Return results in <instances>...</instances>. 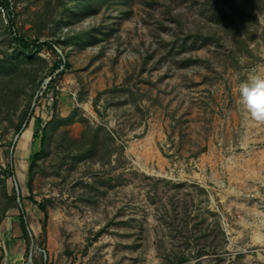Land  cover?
I'll return each instance as SVG.
<instances>
[{"label": "rangeland", "instance_id": "obj_1", "mask_svg": "<svg viewBox=\"0 0 264 264\" xmlns=\"http://www.w3.org/2000/svg\"><path fill=\"white\" fill-rule=\"evenodd\" d=\"M67 1L7 0L11 22L0 0V232L23 208L25 264H264V123L239 103L264 0H128L58 25Z\"/></svg>", "mask_w": 264, "mask_h": 264}, {"label": "trees", "instance_id": "obj_2", "mask_svg": "<svg viewBox=\"0 0 264 264\" xmlns=\"http://www.w3.org/2000/svg\"><path fill=\"white\" fill-rule=\"evenodd\" d=\"M127 2L128 0H113L111 2V0H68L66 3H63L62 8L60 10L59 15L56 17L58 18L56 21V23L58 25L60 24H66V25H72L77 19L80 18H87V17H91L94 15H97L99 13V11L103 8L104 5H107L105 7V10L109 9V6L111 3H122V2ZM2 6L4 7V9L7 10V16L9 17V21L11 19V13L9 11V5L7 4V0H5V2H2ZM82 38H84V36L82 37H78L76 38L72 43H76L78 41H80ZM236 38V34L233 35V39ZM16 42L19 44V47L23 49L24 52H28L29 50H39L42 46L43 47H48V44H39V39H35L34 41H31L27 38H23L21 36L15 37ZM33 42V43H31ZM30 46L31 49H30ZM60 62V63H59ZM56 61L55 64L53 65V70L57 69L60 64L61 61ZM67 66V61H65V67ZM44 138L41 141V144L43 143ZM35 158V157H34ZM34 159L32 161V165H33ZM31 165V166H32ZM22 215L20 216V226L23 230L24 233V238L27 236V223H26V217L25 215V211L22 208Z\"/></svg>", "mask_w": 264, "mask_h": 264}, {"label": "clouds", "instance_id": "obj_3", "mask_svg": "<svg viewBox=\"0 0 264 264\" xmlns=\"http://www.w3.org/2000/svg\"><path fill=\"white\" fill-rule=\"evenodd\" d=\"M239 103L252 120L264 123V66L250 70L240 83Z\"/></svg>", "mask_w": 264, "mask_h": 264}, {"label": "crops", "instance_id": "obj_4", "mask_svg": "<svg viewBox=\"0 0 264 264\" xmlns=\"http://www.w3.org/2000/svg\"><path fill=\"white\" fill-rule=\"evenodd\" d=\"M5 230L0 232V240H4L5 252L1 255V264H25L26 239L19 227L11 230L12 223H5ZM3 227V226H2ZM261 240L264 241V233L260 234Z\"/></svg>", "mask_w": 264, "mask_h": 264}, {"label": "bare ground", "instance_id": "obj_5", "mask_svg": "<svg viewBox=\"0 0 264 264\" xmlns=\"http://www.w3.org/2000/svg\"><path fill=\"white\" fill-rule=\"evenodd\" d=\"M28 136H29V132H24L22 135H21V141H20V144H24L26 142V140L28 139ZM19 168H21V166H19ZM261 239V238H260ZM262 241V240H260Z\"/></svg>", "mask_w": 264, "mask_h": 264}, {"label": "built area", "instance_id": "obj_6", "mask_svg": "<svg viewBox=\"0 0 264 264\" xmlns=\"http://www.w3.org/2000/svg\"><path fill=\"white\" fill-rule=\"evenodd\" d=\"M59 52V51H58ZM59 56L61 57V60L63 61V63H64V65L63 66H61V70L63 69V68H65V59H64V55L62 54V53H60L59 52ZM56 77V76H55ZM55 78H53V80H54ZM48 84H49V81H48V83H47V85L46 86H48ZM56 85V84H55ZM44 90H46V88L44 89ZM29 233H30V231H29Z\"/></svg>", "mask_w": 264, "mask_h": 264}]
</instances>
